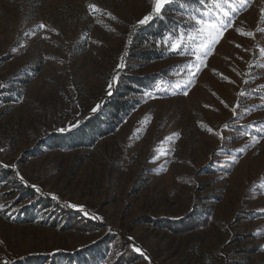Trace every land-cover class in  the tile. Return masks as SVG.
<instances>
[{"label": "rangeland", "instance_id": "rangeland-1", "mask_svg": "<svg viewBox=\"0 0 264 264\" xmlns=\"http://www.w3.org/2000/svg\"><path fill=\"white\" fill-rule=\"evenodd\" d=\"M159 18L174 53L139 61L131 33ZM197 20L221 28L210 49ZM158 76L77 143L128 78ZM78 256L264 264V0H0V264Z\"/></svg>", "mask_w": 264, "mask_h": 264}, {"label": "trees", "instance_id": "trees-1", "mask_svg": "<svg viewBox=\"0 0 264 264\" xmlns=\"http://www.w3.org/2000/svg\"><path fill=\"white\" fill-rule=\"evenodd\" d=\"M204 4L208 1H203ZM187 5V4H184ZM183 5V6H184ZM198 8V6H197ZM184 11L189 12L190 6L180 7V5H175L167 10V13H178ZM177 23L172 19H161L155 20L151 25H142L138 29H135L131 33V46L130 50L137 52L136 57L139 61L146 62H157L168 57L174 53V51L169 52L165 47L166 43H170V37L178 35L180 27H177ZM177 52V51H176ZM161 80L163 77L158 76L155 79H149L148 81L141 80L140 78L130 77L125 85L119 86V89H115L116 93L108 97L107 105L105 106L107 111L108 119L104 117H94L86 122V124L81 128L79 136L77 138V143L79 145L93 146L102 137L114 134L118 127L129 117L132 110L136 109L137 105L134 99L128 98L129 94L133 93H143L144 90H155L152 89L154 86L153 82L156 80ZM104 107V108H105ZM105 108V109H106ZM198 216H192L191 221H195ZM200 220L201 217H198ZM95 257V255H93ZM80 257V258H79ZM79 258V259H78ZM32 259H21L18 261L20 264H40L38 261ZM78 264H95L93 263V258L88 259V256L82 257L78 256ZM73 262V261H72ZM55 263V262H53Z\"/></svg>", "mask_w": 264, "mask_h": 264}, {"label": "snow or ice", "instance_id": "snow-or-ice-1", "mask_svg": "<svg viewBox=\"0 0 264 264\" xmlns=\"http://www.w3.org/2000/svg\"><path fill=\"white\" fill-rule=\"evenodd\" d=\"M169 3V0H153V11L156 14H160L162 9L164 8V6ZM91 8L95 9V5H90ZM150 19V17H145L144 20L140 21L141 24L146 23L148 20ZM197 25H203V28L198 29V31L204 33V38L207 39L210 44H209V49H210V45L212 43H216V36L218 34H222L221 32V28L216 26L214 23L212 22H204L202 20H197L196 21ZM41 27H43V25H41ZM242 35H244V33H241ZM247 35H252L251 33H248ZM183 41L182 39H177L176 42L171 44V47L173 49H178L181 47ZM207 54V53H205ZM194 74V73H193ZM99 107V106H97ZM96 109H93V111H95ZM223 138V137H221ZM137 251H139V249H137ZM5 264H7V262H5Z\"/></svg>", "mask_w": 264, "mask_h": 264}]
</instances>
